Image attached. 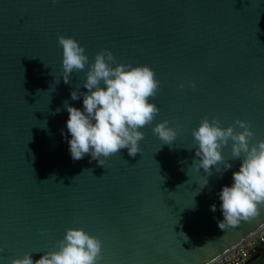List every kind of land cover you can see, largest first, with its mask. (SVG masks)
I'll return each mask as SVG.
<instances>
[{
  "label": "water",
  "instance_id": "95a60500",
  "mask_svg": "<svg viewBox=\"0 0 264 264\" xmlns=\"http://www.w3.org/2000/svg\"><path fill=\"white\" fill-rule=\"evenodd\" d=\"M59 35L90 62L106 48L154 70L159 114L140 129L135 157L71 158L64 102L83 110L71 92H87V66L64 83ZM205 115L223 127L247 120L253 142L264 138V0H0V264L39 259L69 227L102 241L98 264H207L254 237L264 209L235 229L218 226L219 193L241 160L213 168L203 188L207 173L190 168L192 129ZM165 119L178 133L171 146L152 131ZM222 154L231 157L230 144Z\"/></svg>",
  "mask_w": 264,
  "mask_h": 264
},
{
  "label": "clouds",
  "instance_id": "9594fccd",
  "mask_svg": "<svg viewBox=\"0 0 264 264\" xmlns=\"http://www.w3.org/2000/svg\"><path fill=\"white\" fill-rule=\"evenodd\" d=\"M52 2L56 3V0ZM57 40L62 47L65 84L70 82L74 72L84 71L87 66L83 82L87 92L81 93L79 89L71 92L72 100L83 96V110L64 102L69 114L66 128L71 136L67 141L71 158L76 161L90 154L91 159L104 166L107 158L122 149H127L131 157L141 153L140 141L144 139V133L140 129L151 124L159 114L157 104L149 99L156 97L160 90L161 82L154 70L146 64L133 66L118 62L113 52L106 48L97 52L90 62L84 46L74 37L59 35ZM190 86L195 88L196 82H190ZM179 87L183 89L185 84L182 82ZM59 111L57 108L56 112ZM43 127H46V121ZM152 131L162 144L169 146L178 135L167 119L156 123ZM192 136L196 158L190 168L198 172L203 169L207 173L199 184L200 188L208 185L213 168L217 172L226 171L232 168L229 160H241L239 170L232 174V185L223 186L219 193L223 214V220L218 221L219 228L223 231L235 229L242 222L256 220L264 209V138L253 142L255 133L247 120L236 118L223 127L219 118L209 120L207 115L201 118L198 127L192 129ZM31 138L30 133L29 141ZM229 144L231 157L225 160L222 150ZM220 164H223L222 168L218 167ZM86 170L92 173L91 169ZM210 208L216 211L215 204ZM46 233V229H41L42 236ZM2 251L3 246H0ZM32 253L8 258L9 264H98L102 257V241L81 227H69L63 238L57 241L55 250L45 251L35 261ZM207 264H215V261L210 260Z\"/></svg>",
  "mask_w": 264,
  "mask_h": 264
},
{
  "label": "built area",
  "instance_id": "2783aa9c",
  "mask_svg": "<svg viewBox=\"0 0 264 264\" xmlns=\"http://www.w3.org/2000/svg\"><path fill=\"white\" fill-rule=\"evenodd\" d=\"M264 249V229L254 237L241 244L227 255L215 262V264H249V259Z\"/></svg>",
  "mask_w": 264,
  "mask_h": 264
},
{
  "label": "rangeland",
  "instance_id": "374dc122",
  "mask_svg": "<svg viewBox=\"0 0 264 264\" xmlns=\"http://www.w3.org/2000/svg\"><path fill=\"white\" fill-rule=\"evenodd\" d=\"M262 260H264V258L262 259V257H256L252 260L251 264H264Z\"/></svg>",
  "mask_w": 264,
  "mask_h": 264
},
{
  "label": "trees",
  "instance_id": "16d2710c",
  "mask_svg": "<svg viewBox=\"0 0 264 264\" xmlns=\"http://www.w3.org/2000/svg\"><path fill=\"white\" fill-rule=\"evenodd\" d=\"M263 250H264V249H263ZM263 250H262V251H263ZM262 251H261V252H262ZM261 252H258L259 254L255 253V254L252 256V258L249 259V262H251V260H253L254 258H256L258 255H260Z\"/></svg>",
  "mask_w": 264,
  "mask_h": 264
},
{
  "label": "crops",
  "instance_id": "0c3cea01",
  "mask_svg": "<svg viewBox=\"0 0 264 264\" xmlns=\"http://www.w3.org/2000/svg\"><path fill=\"white\" fill-rule=\"evenodd\" d=\"M257 257H262V259H263L264 258V250ZM262 261L264 263V260H262ZM251 262H252V260H251ZM251 262H249V264H251Z\"/></svg>",
  "mask_w": 264,
  "mask_h": 264
}]
</instances>
